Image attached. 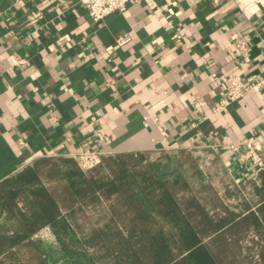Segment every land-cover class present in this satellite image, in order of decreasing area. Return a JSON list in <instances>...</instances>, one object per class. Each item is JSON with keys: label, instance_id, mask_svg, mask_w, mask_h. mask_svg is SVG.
Returning a JSON list of instances; mask_svg holds the SVG:
<instances>
[{"label": "crops", "instance_id": "0c3cea01", "mask_svg": "<svg viewBox=\"0 0 264 264\" xmlns=\"http://www.w3.org/2000/svg\"><path fill=\"white\" fill-rule=\"evenodd\" d=\"M154 1L168 7L143 0L94 22L77 0H0V181L89 148L186 151L201 174L191 199L207 207L210 189L229 217L257 207L256 167L228 143L264 144V86L225 97L231 76H264V0L247 13L235 0Z\"/></svg>", "mask_w": 264, "mask_h": 264}, {"label": "trees", "instance_id": "16d2710c", "mask_svg": "<svg viewBox=\"0 0 264 264\" xmlns=\"http://www.w3.org/2000/svg\"><path fill=\"white\" fill-rule=\"evenodd\" d=\"M142 154L136 164L145 160ZM132 161L131 153L110 154L98 167L83 171L71 156L48 157L4 178L0 181V259L26 264L19 248L45 227L52 229L61 255L49 258L42 253L34 264H58L60 259L71 264H102L104 260L113 264H225L222 256L227 245L218 239L226 242V232L245 227L264 234V170L259 172L257 207L243 216L229 217L212 215L195 199L183 205L176 192L182 193L188 185H177L181 176H175L176 169L170 170L172 158L148 161L147 168L134 174L129 168L114 169L117 162ZM49 162L53 167L45 174ZM55 176L66 182L71 204L108 202V222L81 237L73 214L63 212L46 183V178L51 181ZM3 220H13L15 227H6Z\"/></svg>", "mask_w": 264, "mask_h": 264}, {"label": "rangeland", "instance_id": "374dc122", "mask_svg": "<svg viewBox=\"0 0 264 264\" xmlns=\"http://www.w3.org/2000/svg\"><path fill=\"white\" fill-rule=\"evenodd\" d=\"M131 154H133L132 163L124 165L120 162H117L114 165V169L118 171L122 168H129L131 173L134 174L140 170H144L145 168H147L148 161H154L157 159L166 161L168 157L172 158L174 160V163L171 167L172 169L170 170L176 169L174 172L175 176H181V181L177 185L181 186L184 182L190 183L189 186L182 191V193L176 192L177 197L180 201H182L183 205H186V201L193 198L194 195L199 192L200 189H202L201 185L198 184L200 183V171L198 168L193 166L194 163H196V160L194 156L189 152L168 151L163 153L161 152L159 154L144 153L142 155L145 156V160H143L141 164H136L139 161L141 155H139V153ZM109 155L110 154H107L105 156ZM262 159L264 162V146L262 147ZM51 167L53 166H51L49 162L48 165L44 167L43 173L47 174V171ZM101 173H104V169L101 170ZM168 174L169 173H167V175ZM45 180L47 185L58 198L63 212H71L73 214V222L75 223L77 232L81 237L90 235L94 231V229L104 226L110 219L111 210L108 202L99 204H71L68 195L69 190L67 189V186L65 184L66 182L64 180H59L57 176H55L51 181L47 178ZM203 189L204 190L198 193V195L199 197H203L205 195L203 198L205 199L206 197V200L208 199V206H204L205 209L207 208L206 210L210 211L212 215L219 214L217 209H219L221 205L218 204V198L216 199V196L213 195L210 189ZM206 200H204L203 202L206 203ZM4 222L6 227H15V223L13 220H6ZM245 229V227L233 228L230 231L226 232L224 234L226 242H224L225 240L222 237L218 239L219 242L226 243L227 245L225 250L223 251L222 256L225 264H264V234L260 235L253 229ZM42 253L48 255L49 258H56L61 255L60 245L50 227L41 229L38 234L33 237V240L27 242L19 248V256L26 264H34L35 262H37ZM9 262L10 261L7 259H0V264H10ZM113 263V260L102 261V264ZM58 264L71 263L67 260L60 259Z\"/></svg>", "mask_w": 264, "mask_h": 264}, {"label": "built area", "instance_id": "2783aa9c", "mask_svg": "<svg viewBox=\"0 0 264 264\" xmlns=\"http://www.w3.org/2000/svg\"><path fill=\"white\" fill-rule=\"evenodd\" d=\"M80 5H82L89 16V18L94 22H100L105 19L109 14L114 12L124 11L130 4L140 3L143 0H77ZM152 8L156 9H166L167 4L159 5L154 0H145ZM239 9L243 13H247L259 0H235ZM171 24V22H170ZM131 37L125 34L117 39L119 45L126 44ZM240 49L246 50V42L240 41L238 43ZM10 61L13 66H21L27 63L28 59L16 53L10 54ZM264 86V76L255 77L251 80H243L240 75H233L229 78L227 85V96L225 101L227 103L241 99L245 96L248 91L259 92ZM96 135L101 141L103 139L102 132L98 129L96 130ZM228 145L234 150L239 152V157L241 160H251V162L256 167V173L259 174L260 171L264 170V162L262 159V147L264 144L262 141L256 137H249L240 143H228ZM107 155L104 151L100 149H85L82 151L75 152L70 156L75 159L78 166L83 171H90L97 167L101 162L103 157Z\"/></svg>", "mask_w": 264, "mask_h": 264}]
</instances>
